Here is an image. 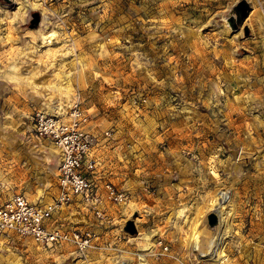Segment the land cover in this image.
<instances>
[{
	"label": "rangeland",
	"instance_id": "1",
	"mask_svg": "<svg viewBox=\"0 0 264 264\" xmlns=\"http://www.w3.org/2000/svg\"><path fill=\"white\" fill-rule=\"evenodd\" d=\"M24 2L0 0V202L55 196L58 150L30 115L67 95L55 112L79 97L96 177L126 198L103 220L61 211L96 235L82 251L0 235V264H264V0ZM214 202L227 225L203 256L188 238L217 239Z\"/></svg>",
	"mask_w": 264,
	"mask_h": 264
},
{
	"label": "built area",
	"instance_id": "2",
	"mask_svg": "<svg viewBox=\"0 0 264 264\" xmlns=\"http://www.w3.org/2000/svg\"><path fill=\"white\" fill-rule=\"evenodd\" d=\"M35 138L49 140L60 154L56 172V194L46 203L30 201L14 193L0 202V235L30 239L46 249L66 244L82 251L95 240L92 230H78L57 225V217L71 203L88 208L96 218L104 219V203L121 204L125 193L110 182L96 177L98 156L93 136L82 124L86 115L75 97L64 119L58 113L34 109L30 115ZM107 135L108 133L105 132Z\"/></svg>",
	"mask_w": 264,
	"mask_h": 264
},
{
	"label": "bare ground",
	"instance_id": "3",
	"mask_svg": "<svg viewBox=\"0 0 264 264\" xmlns=\"http://www.w3.org/2000/svg\"><path fill=\"white\" fill-rule=\"evenodd\" d=\"M22 8V11L20 12L21 15H23L25 18L28 17V14H29V10L32 9V6L29 5V3L27 2V0H25V2L22 4L21 6ZM19 7L16 9L18 10ZM26 20V19H25ZM45 38V41L47 42V37H43V39ZM70 100V98L68 97V95L66 96V99L64 100L65 101V104H67V102ZM63 102V101H62ZM61 103H59V101L56 99H53L50 101V103L48 104V108L52 111L55 112V109L58 108L60 106ZM65 104L60 106L58 109H62L64 110V107H65ZM71 104V102H70ZM62 112V110H61ZM62 115L65 114V112L61 113ZM55 158H56V161L54 162V165H56V163L60 160V154L59 152H57L56 155H54ZM58 164V163H57ZM124 203V202H122ZM121 203V204H122ZM211 206V205H210ZM211 211H213L214 213L217 214V219H218V223L216 224V228L214 229L216 231V234L218 235L217 236V239L215 238H211V239H203L204 241H202V243H199L200 242V238H202L201 236V233L203 232V230H205V226H200L199 230H201L200 232H198L195 236L194 235H190V237L188 238L189 239V245L192 246V248H194L197 244L201 245V250H200V253L203 254V256H210L212 253H213V256H218L219 253H220V248H219V245H220V242L218 241V237H220V234L222 235L223 234V229L226 227L227 225V216L225 214V211H224V208H223V205L219 202H214V204H212V208L210 209ZM213 212H209L207 213L208 214H211ZM207 221V220H206ZM207 224H208V221H207ZM209 225V224H208ZM210 226V225H209ZM148 238V237H147ZM146 238V239H147ZM148 239L146 240L145 242V245H148ZM147 246V247H148ZM151 247V246H150ZM141 248V247H140ZM144 249V248H143ZM142 251V249H141ZM201 254V255H202ZM211 257V258H212ZM136 260H137V264H148L146 259L144 258V254L142 253H138L136 255ZM214 260V259H213ZM115 264V263H114Z\"/></svg>",
	"mask_w": 264,
	"mask_h": 264
},
{
	"label": "water",
	"instance_id": "4",
	"mask_svg": "<svg viewBox=\"0 0 264 264\" xmlns=\"http://www.w3.org/2000/svg\"><path fill=\"white\" fill-rule=\"evenodd\" d=\"M38 15L33 14L32 20H31V26L38 23ZM132 230V228H130Z\"/></svg>",
	"mask_w": 264,
	"mask_h": 264
}]
</instances>
